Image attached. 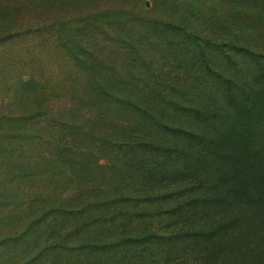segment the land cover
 Instances as JSON below:
<instances>
[{
    "label": "trees",
    "instance_id": "trees-1",
    "mask_svg": "<svg viewBox=\"0 0 264 264\" xmlns=\"http://www.w3.org/2000/svg\"><path fill=\"white\" fill-rule=\"evenodd\" d=\"M38 1L0 0V47ZM136 3L37 32L81 74L0 106V264H264V0Z\"/></svg>",
    "mask_w": 264,
    "mask_h": 264
},
{
    "label": "rangeland",
    "instance_id": "rangeland-1",
    "mask_svg": "<svg viewBox=\"0 0 264 264\" xmlns=\"http://www.w3.org/2000/svg\"><path fill=\"white\" fill-rule=\"evenodd\" d=\"M136 7V0H41L32 2L28 14L18 24V26L24 25L22 27L23 31L19 32L21 35L8 39L6 45L0 47V106L9 105L10 112L15 114L24 113V111L31 108L34 100L24 97V94H22L23 85L20 83L30 76L41 78L40 81L44 85L40 84L51 94V98L45 102L46 105L57 104V106L64 107L65 103L70 104L73 101V92L77 90L75 82L81 71L68 60L64 52H61L57 47L55 48V45L46 36V33L39 36L40 33H37L39 29L44 26L46 28L47 25L53 22L70 21L71 23H78L83 19L95 16L96 14L93 15L94 13L100 12L99 10L103 9L125 8L128 11H132ZM156 15L162 18H169L170 16L169 13H162L161 11H157ZM234 21H237V19ZM228 25L227 27H230V24ZM251 38L252 44L256 43V40L259 39L256 37V34L251 35ZM254 48L256 50L264 49V40L254 44ZM111 50L112 53H115L117 49L113 48ZM105 54H107L110 61L114 62V59H111L108 53ZM126 59L127 57L123 60ZM116 61L115 64L118 65L119 69L117 67L115 70L125 73L120 64L124 66L128 64L122 62V60ZM77 106L80 109V107L85 105L83 102L77 101ZM64 112L65 109L60 113L63 114ZM6 114L8 115V112ZM40 148V154L46 153V148ZM1 179L2 177H0ZM66 181L70 182V177ZM77 182L64 184V187L60 190L76 195L75 192L78 187L87 188L89 183H91V179L87 176ZM36 186L39 188L43 184L37 182ZM20 190L22 192L18 193L13 202L15 201L20 205L27 204L34 195L32 194L34 188L31 185H23ZM83 192L84 194L87 193L85 190Z\"/></svg>",
    "mask_w": 264,
    "mask_h": 264
}]
</instances>
